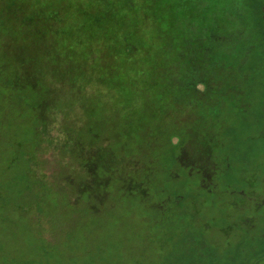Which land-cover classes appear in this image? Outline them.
<instances>
[{
    "label": "rangeland",
    "instance_id": "1",
    "mask_svg": "<svg viewBox=\"0 0 264 264\" xmlns=\"http://www.w3.org/2000/svg\"><path fill=\"white\" fill-rule=\"evenodd\" d=\"M13 1L0 0V264H264V71L233 143H185L182 168L160 155L173 178L154 169L142 190L120 180L138 159L97 120L119 96L100 81L118 31L186 25L212 4L217 27L241 20L245 37L248 22L237 46L264 58V0H45L48 23L29 15L43 0Z\"/></svg>",
    "mask_w": 264,
    "mask_h": 264
},
{
    "label": "trees",
    "instance_id": "2",
    "mask_svg": "<svg viewBox=\"0 0 264 264\" xmlns=\"http://www.w3.org/2000/svg\"><path fill=\"white\" fill-rule=\"evenodd\" d=\"M34 4L37 9L29 11V15L48 23L52 15L49 4L45 0ZM174 4L181 5L182 2L174 0ZM140 5L137 7L142 8ZM172 11L180 13L178 9ZM218 12L219 9L210 4L197 18L186 19V25L182 17L173 16L170 22L168 20L169 28L158 17L155 28L142 26L132 31H118L119 48L109 44V49L115 53L105 56L104 59L108 60L101 69L100 81L106 91L111 92L115 89L110 85L114 80L119 96H116L115 106L108 100L104 114L97 120L117 127L112 133L106 131L102 134L103 142L117 143V152L138 159L134 169H129L131 176L120 178L122 182H130L135 189L149 186L154 169L167 172L173 178L170 168L157 166L160 155L182 168L179 154L185 143L197 140L233 143L237 139L239 119L256 97L253 88L257 75L264 71V58L259 55L256 42L245 48L237 46V40L252 33L248 22H245L248 26L245 24L244 37L236 32L241 20L235 21L234 31L233 27L228 28L229 24L217 27L214 21ZM260 25L264 32L263 20ZM184 28L187 31H183ZM222 28L225 29L224 36H217ZM151 39L156 41L152 48L147 47ZM232 41L236 43L235 47L230 44ZM72 55L70 51L68 56ZM86 55L77 57L88 62L92 55L89 53L85 58ZM95 56L98 58L94 55V60ZM116 57L121 61L115 71L109 60H117ZM77 72H74L75 78L83 74L80 69ZM262 85L264 87V80ZM94 119L92 116V121ZM93 137L98 138L97 135ZM110 164H106L105 171ZM138 173L141 178L136 183L133 179Z\"/></svg>",
    "mask_w": 264,
    "mask_h": 264
}]
</instances>
